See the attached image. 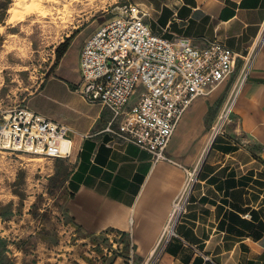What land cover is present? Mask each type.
Masks as SVG:
<instances>
[{"label":"crops","instance_id":"1","mask_svg":"<svg viewBox=\"0 0 264 264\" xmlns=\"http://www.w3.org/2000/svg\"><path fill=\"white\" fill-rule=\"evenodd\" d=\"M151 2L154 30L197 47L218 40L241 56L231 76L184 113L167 149L176 163H154L149 151L105 131L110 111L79 91L82 39L69 47L61 73L49 76L30 106L69 128L75 149L68 179L72 227L82 237L120 233L125 256L115 264H129L132 249L135 264H142L160 250L173 204L188 171H195L187 210L162 250V263L264 264V45L254 50L264 27V0ZM245 73L229 121L212 140Z\"/></svg>","mask_w":264,"mask_h":264},{"label":"built area","instance_id":"2","mask_svg":"<svg viewBox=\"0 0 264 264\" xmlns=\"http://www.w3.org/2000/svg\"><path fill=\"white\" fill-rule=\"evenodd\" d=\"M149 16L143 4L127 3L87 38L81 51L79 91L89 102L100 103L110 111L105 131L115 141L149 151L154 163H176L167 149L184 113L197 97L207 95L231 76L241 53L218 40L197 47L179 36L166 37L151 27ZM263 45L264 27L254 50ZM246 75L235 87L231 97L234 104ZM133 95L137 99L131 103ZM0 148L67 160L75 155L69 128L28 107L4 118ZM196 180L197 173L188 171L160 250L153 251L142 264H165L161 261L162 250L175 235V223L187 210L188 192ZM131 254L129 264H135L133 249Z\"/></svg>","mask_w":264,"mask_h":264},{"label":"rangeland","instance_id":"3","mask_svg":"<svg viewBox=\"0 0 264 264\" xmlns=\"http://www.w3.org/2000/svg\"><path fill=\"white\" fill-rule=\"evenodd\" d=\"M151 1L157 0H0V124L12 112L32 109L31 98L49 76L61 73L65 55L57 63L60 45L78 39L83 45L130 2L143 4L151 15ZM2 3H8L5 14ZM30 4L35 9L27 11ZM11 8L22 15L12 19ZM136 99L133 95L131 103ZM73 169L70 160L0 148V237L7 240V263L115 264L125 256L120 233L82 237L73 229L67 210Z\"/></svg>","mask_w":264,"mask_h":264},{"label":"trees","instance_id":"4","mask_svg":"<svg viewBox=\"0 0 264 264\" xmlns=\"http://www.w3.org/2000/svg\"><path fill=\"white\" fill-rule=\"evenodd\" d=\"M1 7L4 10L3 14H5L6 10L8 9V3H2ZM3 21H4V16L0 15V23H2ZM69 47H70V41L67 40L65 43H63L62 45H60L57 48V63L66 54ZM1 214H2V216L7 217L6 213H1ZM7 252H8L7 240L0 237V262H1V264H9L6 262L7 261V255H6Z\"/></svg>","mask_w":264,"mask_h":264},{"label":"bare ground","instance_id":"5","mask_svg":"<svg viewBox=\"0 0 264 264\" xmlns=\"http://www.w3.org/2000/svg\"><path fill=\"white\" fill-rule=\"evenodd\" d=\"M19 1H21V0H19ZM36 1H40V0H32V3H35ZM50 1H52V2H58L59 0H50ZM33 9H35V7L32 4H30V5H28L26 7V10L27 11H32ZM10 11H13L12 19H16V18H18L19 16L22 15L21 11L20 10H17L16 8H11ZM233 106H234V103L233 102L229 103V105L226 107L225 111L223 113H221V115H220L221 116V120L219 121V123L216 125V127L214 129V133H213V135L211 137L212 140L214 139L215 135L219 131H221V129L223 127V123L225 122L226 117L232 111Z\"/></svg>","mask_w":264,"mask_h":264},{"label":"water","instance_id":"6","mask_svg":"<svg viewBox=\"0 0 264 264\" xmlns=\"http://www.w3.org/2000/svg\"><path fill=\"white\" fill-rule=\"evenodd\" d=\"M215 137H216V136H215ZM215 137H214V139H215ZM214 139H213V140H214Z\"/></svg>","mask_w":264,"mask_h":264}]
</instances>
